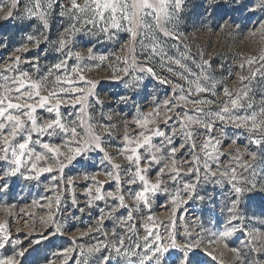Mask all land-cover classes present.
<instances>
[{"label":"snow or ice","instance_id":"snow-or-ice-1","mask_svg":"<svg viewBox=\"0 0 264 264\" xmlns=\"http://www.w3.org/2000/svg\"><path fill=\"white\" fill-rule=\"evenodd\" d=\"M23 2L11 0L8 13L0 20L17 15ZM185 3L186 0H68L64 4L61 0H27L24 11L18 14L21 23L36 20L38 27L34 32L22 36L14 50L17 54L9 56L8 61L0 67V162L7 165L0 167V192L8 191L10 185L6 180L10 177L23 175L24 179L31 180L40 173H52L55 170L60 175L52 176V189L59 193L62 187L63 193H72L73 208L85 211V208H80L75 197L74 189L78 185L83 187L88 209L96 207L97 202H103L104 208L99 209L96 227L90 229L89 233H81V236L90 235L93 231L100 232L106 221H114L111 233L113 242L109 245L97 241L96 244L82 247L81 264H88L86 257L109 249L117 259H124L126 264H164L169 257V264H206L205 253L201 250L202 240L187 228L182 237L169 231L165 238L155 224L151 227L144 224L141 227L147 235L143 237L142 245L136 242L134 246L130 244L126 248L125 240H131L132 235L137 233L134 218L144 208L150 207L152 197L158 193L170 196L172 204L179 206L187 202L183 197L195 198L193 193L201 183H215L221 187L227 184L230 203L225 207L229 219L224 230L217 233L220 240H226L241 230L237 223L240 220L241 202L245 197L250 200L257 196L264 197V177H257L254 172L251 177H246L231 165H225L220 170L218 161L223 155L221 146L224 142L222 138L227 135L226 127H219V135L216 134L218 125H232L244 129L252 137H259L253 139V143H264V97L258 106L251 87L252 80L258 75L264 78V54L258 57L259 66L249 76H239V89H224L225 99L220 102L223 107L213 109L217 101L209 97L217 94L215 82L209 84L211 78L206 73L195 76L181 60L167 56L155 36L149 38L153 32L168 38H178L169 25L179 19ZM219 6L215 0H209V7ZM57 7L60 8L59 16L69 23L67 26L62 25L63 31L52 39L50 21ZM238 7H244L242 0H239ZM260 7L264 8V0H261ZM120 33L129 36L126 45L128 55L116 57L118 62L122 60L124 67L115 68L111 79L122 83L125 90L135 95L139 89L143 76H133L136 72L157 76L154 67L148 63L156 57H160L168 72L187 85L185 88L184 85L176 84L173 97L163 102V123L157 122L161 115L160 105L144 112L139 105L133 104L135 113H128L132 119L122 118L120 122H114L111 114L105 115L103 109L108 104L97 91L100 81L88 78L91 70L88 65L91 63L94 67H100L110 57L97 56L94 47L87 48V56L74 51L81 37L90 38L89 43L92 39L97 43L101 39L118 42ZM146 39L148 43H145ZM137 41L141 52L146 53L143 63L136 56ZM45 45L48 47L45 48ZM3 46L7 47L6 44ZM50 51L56 53V62L42 65L41 61L47 58ZM29 54H32L30 58ZM258 61L256 57H251L238 67L243 69L247 65L252 68ZM171 63L179 65L184 71H175L169 66ZM203 63L207 65L209 62ZM130 76L133 78L129 79ZM189 76H195V79ZM169 82L166 78L160 80L162 84ZM131 100L132 96L125 94L120 95L115 103L127 106ZM185 104L193 107L186 108ZM62 107H70L73 111L65 116ZM97 108L101 109L99 122L94 123L93 113ZM38 110H46L50 118L42 119ZM241 112L244 114L241 115ZM56 138L61 140L60 144L50 142ZM117 140L120 145L116 153L108 152L106 145L111 146ZM232 142L236 143L235 140ZM114 155L121 157L123 162H116ZM97 156L104 168L105 180L97 179V175L88 170L93 166L90 162ZM181 156L185 158L179 159ZM239 159L236 157L237 161ZM49 160L52 163H48ZM41 162L44 166H41ZM213 163H217L215 171ZM239 167L247 171L251 166L244 164ZM25 168L28 173H35V176L25 174L22 171ZM66 171H78L79 180L74 176L65 178ZM153 172L154 182L150 179ZM193 176L194 182L188 179ZM106 187L109 190H105ZM199 199L203 200L204 197ZM60 204L61 195L57 194V211ZM51 205L50 200L49 208ZM147 219L151 221L152 217L148 216ZM44 223L43 232L29 233L21 240L11 237L6 221L0 222V249H5L8 244L13 246V253L0 258V264H33L31 257L35 246L49 242L62 234L64 229V225L58 223L55 213L51 211ZM118 231H124L126 235L118 237ZM33 235L39 238L33 239ZM153 235L155 239L150 242ZM248 235L252 239L246 240V244H258L260 237L257 234ZM104 236L107 239L108 233L104 232ZM141 247L144 249L143 254L139 251ZM251 250L264 253V242ZM71 251L64 249V254ZM231 252L235 264H247L242 249L232 248ZM112 259L111 254L102 255L100 264H110ZM212 259L217 258L212 256Z\"/></svg>","mask_w":264,"mask_h":264},{"label":"rangeland","instance_id":"rangeland-1","mask_svg":"<svg viewBox=\"0 0 264 264\" xmlns=\"http://www.w3.org/2000/svg\"><path fill=\"white\" fill-rule=\"evenodd\" d=\"M239 0H215L219 7H209V0H186L183 10L178 20H174L169 28L173 30L174 36L178 38L164 37L159 32L149 34L155 36L163 45V52L174 60L179 59L185 64L191 73L195 76H201L206 73L211 79L209 84L215 82L216 96L209 97L215 99L217 103L213 105V109L223 107L220 103L225 99L224 89L230 91L237 90L240 87L239 76H249L250 72L259 66L258 57L264 54V8L260 7L261 0H242L244 7H238ZM27 0L21 3L17 10V15L8 20H0V67L8 61L9 56H15L14 51L21 42L22 36L27 33H32L38 27V21L33 20L30 23H21L19 13L24 11V6ZM61 3L67 4L68 0H61ZM11 7V0H2L0 3V17L5 16ZM60 8L57 7L55 15L51 18V38L55 39L59 32L63 31V26H67L69 21L62 19L59 16ZM255 33V35H253ZM88 37L78 39L74 51L81 52L87 56V48L94 47L96 55H107L109 60L105 61L100 67H94L89 63L91 69L88 72L89 79L100 81V86L97 91L101 99L108 104L103 109L105 115L111 114L114 122L122 121V118L132 119L129 112L135 113L136 108L133 104L139 105L144 112L151 111L157 105H160L161 115L158 118V123H163L164 108L163 102L173 97V88L176 84L187 85L183 80L167 71L160 57L155 60H149L148 63L154 67L157 76L153 77L147 73L136 72L135 75H142L143 79L135 95L132 91L125 90L122 83L111 79L115 68H123L124 64L117 61L116 57H124L128 55L126 45L129 41V36L126 33H120L117 41H103L97 43L94 39L89 43ZM149 40L146 39L145 43ZM7 45L5 48L3 45ZM45 48L48 46L45 45ZM43 54V51L41 52ZM32 54H29L31 57ZM146 53L141 52L139 41H137L136 56L143 63ZM251 57L257 58V65L250 68L245 65L243 69L238 67L245 63V60ZM57 56L55 52H48L47 58L41 61L42 65L55 63ZM166 61V57H165ZM204 61H208L204 65ZM175 71H184L179 65L171 63ZM122 75V73H116ZM187 74V73H186ZM195 76H189L190 79H195ZM133 77L130 76L129 79ZM167 79L170 82L166 84L160 83L161 79ZM251 87L255 93L254 100L259 106L262 104L264 97V78L257 76L252 80ZM131 95L132 100L125 106L117 104L115 101L120 95ZM179 94V89H177ZM184 107L191 109V104H185ZM207 107V106H204ZM65 116L73 111L72 108L61 109ZM101 109L97 108L93 113L95 117L94 123L99 122V113ZM241 115L244 113L241 112ZM38 115L42 119L50 118L46 110H38ZM171 115V113H168ZM74 119V117H72ZM219 127H226L227 135L223 137L221 152L218 165L220 170L224 169L225 165L237 167L238 173L243 172L244 176L251 177L252 173H256L257 177H264V143H253L252 137L244 129H237L232 125H218L217 135H219ZM102 131V129H98ZM123 132V128H120ZM235 140L236 143L232 141ZM50 142L60 144L61 140L56 138ZM120 145L119 140L111 146L106 145L108 152L115 154L117 147ZM43 151L42 149H39ZM255 154V159H253ZM186 156V153H185ZM236 157H240L237 161ZM185 158L184 156L179 159ZM191 159L190 156H187ZM116 162H123L122 158L114 155ZM100 157L97 156L90 163L93 164L88 170L97 175V179L105 180L103 174L104 168L99 163ZM48 163H52L51 160ZM250 165L247 171H244L239 165ZM41 166L43 162H41ZM0 167H7L4 162H0ZM30 167V166H29ZM78 167V166H77ZM213 171L217 168V163L212 165ZM79 170V169H78ZM186 171V168L184 169ZM25 174L35 176V173H28L27 168L22 169ZM59 177L60 173L55 170L52 173H40L36 178L28 180L24 179L23 175L10 177L6 183L10 185L8 191L0 192V222H7L8 231L13 239H25L29 233H40L45 229L44 221L47 219L50 211L55 213L58 223L64 225L62 234L57 235L49 242H41L35 246V252L31 259L33 264H81L82 247L96 244L97 241H103L112 244V229L114 221H106L103 229L100 232L93 231L90 235L81 236V233H89L90 229H94L97 225L99 217V209L104 208L103 202H97V206L88 209L85 205L86 197L83 195V187L77 186L74 189L75 197L79 201L80 208H85L84 212H80L79 208L71 206L72 193H63V188L59 193L52 189V176ZM67 176H78V171H66ZM151 180H155L153 172ZM188 179L195 181V177ZM82 184L83 182L80 181ZM114 187V186H113ZM182 187V185H181ZM105 190H109L107 187ZM172 191V189H169ZM229 186L225 184L223 187L215 183H201L193 193L195 198L189 199L183 197L187 202L179 206L173 205L170 196L158 193L152 197L150 207L144 208L143 211L134 218L133 223L136 225L137 233L132 235L131 240H125V247L130 244L134 246L136 242L143 243V237L147 235L141 225L147 224L151 227L153 224L157 226V230L163 237L168 236V232L172 231L179 237H182L185 229L189 232H194L202 240L201 250L205 253L204 259L206 264H235V257L231 252L232 248H240L247 260V264H264V253L252 251L259 243L264 242V197H255L253 199H245L241 202L239 209L240 220L237 227L241 230L234 232L226 240H220L217 233L224 230L226 221L229 219L226 204L228 200ZM61 195V204L59 211L55 205V196ZM199 197H204L203 200ZM52 201L49 208V201ZM131 203V201H128ZM175 209V214L173 210ZM148 216L152 217L149 221ZM195 225V227H193ZM201 226L202 229L201 230ZM54 230V229H53ZM104 232L108 233L107 239ZM249 233L257 234L260 237L258 244L245 243L246 240H251ZM124 231H118V237L125 236ZM117 237V238H118ZM38 236L33 235V239H38ZM155 239V235L150 238V242ZM167 242V241H166ZM27 246V245H26ZM64 249H72L71 252L64 254ZM143 254L144 249H139ZM13 246L8 244L5 249H0V258L11 255ZM206 253H211L208 256ZM60 254V255H56ZM112 255L113 259L110 264H126L124 259H117L114 252L105 250L101 254L86 257L88 264H100L102 255ZM172 255H175L173 253ZM212 256L217 259L213 260ZM47 257V261L45 260ZM171 257L165 260L164 264H169Z\"/></svg>","mask_w":264,"mask_h":264}]
</instances>
